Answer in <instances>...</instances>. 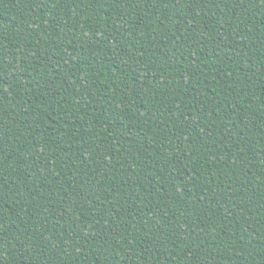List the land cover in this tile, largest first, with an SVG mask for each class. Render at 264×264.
Wrapping results in <instances>:
<instances>
[{
	"label": "trees",
	"instance_id": "trees-1",
	"mask_svg": "<svg viewBox=\"0 0 264 264\" xmlns=\"http://www.w3.org/2000/svg\"><path fill=\"white\" fill-rule=\"evenodd\" d=\"M0 264H264V0H0Z\"/></svg>",
	"mask_w": 264,
	"mask_h": 264
}]
</instances>
